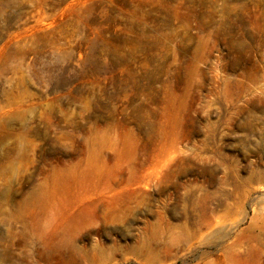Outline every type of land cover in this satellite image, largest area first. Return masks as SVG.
Wrapping results in <instances>:
<instances>
[{"label": "rangeland", "instance_id": "374dc122", "mask_svg": "<svg viewBox=\"0 0 264 264\" xmlns=\"http://www.w3.org/2000/svg\"><path fill=\"white\" fill-rule=\"evenodd\" d=\"M0 264H264V0H0Z\"/></svg>", "mask_w": 264, "mask_h": 264}]
</instances>
